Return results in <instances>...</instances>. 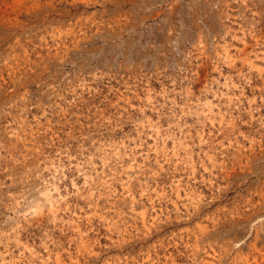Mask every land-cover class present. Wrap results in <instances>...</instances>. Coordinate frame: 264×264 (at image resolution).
Listing matches in <instances>:
<instances>
[{"label":"rangeland","instance_id":"obj_1","mask_svg":"<svg viewBox=\"0 0 264 264\" xmlns=\"http://www.w3.org/2000/svg\"><path fill=\"white\" fill-rule=\"evenodd\" d=\"M0 264H264V0H0Z\"/></svg>","mask_w":264,"mask_h":264}]
</instances>
